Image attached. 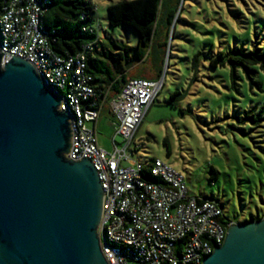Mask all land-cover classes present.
Listing matches in <instances>:
<instances>
[{
    "label": "rangeland",
    "instance_id": "obj_1",
    "mask_svg": "<svg viewBox=\"0 0 264 264\" xmlns=\"http://www.w3.org/2000/svg\"><path fill=\"white\" fill-rule=\"evenodd\" d=\"M118 1L91 0L99 37L128 46L133 57L138 53L136 33L107 26V6ZM159 18L153 49L166 43L159 69L149 50L144 54L150 52L148 59L134 60L125 70L127 79L150 74L163 80L136 130L131 148L138 149L131 159L144 165L160 159L172 166L184 175L189 196L218 202L228 220L261 217L264 115L256 119L264 104V71L259 65L256 74L236 68L232 83L228 63L211 68L209 62L240 47L245 53L264 47V0H164ZM122 69L121 64L111 66L114 75ZM173 92L183 95L176 106L169 102ZM108 112L105 106L97 124L98 144L105 151L112 150L114 136L121 140L115 134L117 119Z\"/></svg>",
    "mask_w": 264,
    "mask_h": 264
},
{
    "label": "built area",
    "instance_id": "obj_2",
    "mask_svg": "<svg viewBox=\"0 0 264 264\" xmlns=\"http://www.w3.org/2000/svg\"><path fill=\"white\" fill-rule=\"evenodd\" d=\"M49 0H5L0 5V54L29 62L44 84L60 93L59 109L70 116L66 157L88 159L98 174L103 198L98 227L108 264H200L221 246L229 227L221 205L191 197L184 175L160 159L144 165L131 148L146 110L163 80L130 78L111 100L100 97L86 71L87 55L100 40V24L83 27L96 35L75 54L56 53L42 27ZM96 11V8H95ZM117 119L111 151L97 140L104 107Z\"/></svg>",
    "mask_w": 264,
    "mask_h": 264
},
{
    "label": "water",
    "instance_id": "obj_3",
    "mask_svg": "<svg viewBox=\"0 0 264 264\" xmlns=\"http://www.w3.org/2000/svg\"><path fill=\"white\" fill-rule=\"evenodd\" d=\"M59 97L29 62L2 66L0 54V264H108L98 174L66 157L70 116ZM200 264H264V216L229 227Z\"/></svg>",
    "mask_w": 264,
    "mask_h": 264
},
{
    "label": "trees",
    "instance_id": "obj_4",
    "mask_svg": "<svg viewBox=\"0 0 264 264\" xmlns=\"http://www.w3.org/2000/svg\"><path fill=\"white\" fill-rule=\"evenodd\" d=\"M5 0H0V5ZM48 11L42 17V27L47 33L52 49L61 55L75 54L81 50L82 45L93 42L95 34L84 32L83 27L91 26L95 22V6L91 0H49ZM177 1V0H176ZM164 0H119L107 6V26L124 27L132 29L137 35L138 51L129 56L130 48L114 40H97L91 53L87 55L86 71L92 77V84L96 93L102 97L107 92V100H111L120 92L124 83L128 80L125 70L128 69L134 60L141 61L144 54L154 46V38L159 28L161 19L160 9ZM174 11H169L166 19L167 28L170 26ZM165 41L160 44L164 49ZM230 65V76L233 83L234 70L243 68L247 73H257L254 66L264 71V47L247 50L243 47L234 49L228 54L219 53L209 62L211 68ZM121 64L123 69L114 75L111 70L112 65ZM127 66V67H125ZM253 66L250 70L248 67ZM261 89L260 84L256 86ZM182 94L173 92L169 96L171 105L176 106V102L182 98ZM264 115V104H262L257 116ZM216 178V172L212 169L211 179ZM264 216V215H262ZM261 216V217H262ZM261 217L252 218L243 223L258 220Z\"/></svg>",
    "mask_w": 264,
    "mask_h": 264
},
{
    "label": "crops",
    "instance_id": "obj_5",
    "mask_svg": "<svg viewBox=\"0 0 264 264\" xmlns=\"http://www.w3.org/2000/svg\"><path fill=\"white\" fill-rule=\"evenodd\" d=\"M154 48V46H152V48L150 49V51H153L154 52V61H155V63L157 64V69L156 70H158L159 69V64H160V62H161V59H162V56H163V49L162 48H160L158 51H156V50H154L153 49ZM148 56L146 57H144L142 60H144V59H148V57H149V55H150V52H149V54H147ZM130 78H133V77H130ZM136 78H143V79H148V80H156L158 77H157V75H155V76H153V75H150V74H143V75H141V76H136ZM109 113V112H108ZM110 114V113H109ZM111 115V114H110ZM111 117H113L112 115H111Z\"/></svg>",
    "mask_w": 264,
    "mask_h": 264
}]
</instances>
